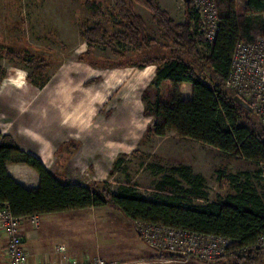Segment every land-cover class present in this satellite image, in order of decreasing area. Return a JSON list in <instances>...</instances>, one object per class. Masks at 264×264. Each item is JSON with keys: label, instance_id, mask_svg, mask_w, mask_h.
<instances>
[{"label": "trees", "instance_id": "trees-1", "mask_svg": "<svg viewBox=\"0 0 264 264\" xmlns=\"http://www.w3.org/2000/svg\"><path fill=\"white\" fill-rule=\"evenodd\" d=\"M133 1L149 10L161 28L167 43H159L144 29V22L134 12ZM185 17L174 22L155 0H114L112 13L118 19V31L108 33L99 21L81 23V36L87 50L79 60L97 66L92 47L100 44L114 48V43L131 46L129 62L107 61L102 67L136 63L139 67H156L154 88L164 85V95L154 102L146 101L145 113L153 116L145 136H165L175 132L180 137L209 145L225 155L238 156L257 165L264 164V124L260 116L239 105L235 91L225 86L231 68V56L239 42H252L264 36V0H246L237 12L234 0H216L219 29L212 43L198 34L199 19L189 1H183ZM94 8L93 3H88ZM96 18L98 12L95 13ZM205 46L207 53L198 49ZM10 50V51H9ZM11 60L21 52L8 48ZM26 66L36 76L46 68L44 57L23 53ZM209 77L204 82L203 74ZM30 75H28V78ZM191 85V97L183 98L182 83ZM43 86L44 82L36 83ZM124 162L119 157L114 169ZM9 163H22L33 168L40 177L39 187L26 189L7 172ZM154 174L163 173L155 184L152 198L141 195L129 182L116 191L108 182L87 185L58 181L34 155L19 148L13 137L0 132V203L15 217H30L70 210L110 206L120 211L131 223H159L205 234L221 235L232 240V247L246 249L264 235V189L258 190L248 174L229 175L233 191L211 201L205 190V178L188 165L173 166L164 173L161 165H148ZM260 177V168L258 170ZM178 177H177V176ZM264 181V180H262ZM194 200L202 201L195 203ZM159 257L173 255L160 251ZM264 264V251H240L236 256L218 258L213 263Z\"/></svg>", "mask_w": 264, "mask_h": 264}, {"label": "rangeland", "instance_id": "rangeland-1", "mask_svg": "<svg viewBox=\"0 0 264 264\" xmlns=\"http://www.w3.org/2000/svg\"><path fill=\"white\" fill-rule=\"evenodd\" d=\"M155 1L174 22L184 20V0ZM88 3H93L95 7L91 8ZM234 3L237 12L244 10L245 0H234ZM133 4L134 12L144 22L145 32L157 42L166 44L167 40L153 14L136 1ZM113 8L114 0H0V111H25L22 109L28 104H36L37 100L33 99L42 87L37 86V82L45 83L56 71L57 75L77 71L73 62L88 48L81 36V23L93 25L99 21L109 34L118 31V19L112 13ZM197 46L201 52L207 53L201 43ZM8 48L21 52L20 56L9 59ZM114 48L122 55L114 54L108 46L95 44L92 57L100 63L95 67H102L107 61L115 64L129 62L127 57L132 53L131 46L114 43ZM26 52L45 58L46 68L41 75L36 76L33 68L25 65L23 53ZM131 65L137 66L136 63H128L107 68L122 69ZM203 76L204 82H209V76L206 73ZM144 95L148 102H154L164 95V87L156 90L150 83ZM194 142L176 134L151 138L144 133L141 142L124 157L117 171L114 170L106 180L92 179L88 183L108 182L109 188L116 191L120 184L129 182L137 187L141 195L152 198L155 184L163 173L154 174L148 167L150 163L163 166L164 173H169L171 167L191 162L205 178V190L211 201L233 191L229 175L248 174L258 190L264 189V181L257 174L260 165ZM194 202L202 203L199 200ZM74 216L75 229L71 228V235L75 245L82 249V254H97L105 259H117L123 264H227L226 261L207 263L196 258L186 261L173 256L161 258L160 251L145 243L139 233V225H134L110 206L75 212Z\"/></svg>", "mask_w": 264, "mask_h": 264}, {"label": "crops", "instance_id": "crops-1", "mask_svg": "<svg viewBox=\"0 0 264 264\" xmlns=\"http://www.w3.org/2000/svg\"><path fill=\"white\" fill-rule=\"evenodd\" d=\"M75 60L77 71L52 74L39 88L33 99L37 100L35 105L27 103L28 107L22 109L25 111H0V132L11 135L21 150L36 156L58 181L87 185L92 179L106 180L117 171L115 160L126 158L136 149L152 124L153 116L144 113V94L155 78L156 67L150 64L116 69ZM161 87L164 85L157 89ZM190 95L191 85L182 83L181 96L188 99ZM171 134L176 133L151 138ZM183 164L202 175L193 163ZM6 170L24 188L39 187V174L30 166L9 163ZM91 209L38 215L37 226L30 217H23L20 234L28 250V264L58 259L54 249L60 245L81 256L82 249L71 235L74 213ZM6 245L0 231V264H8Z\"/></svg>", "mask_w": 264, "mask_h": 264}, {"label": "built area", "instance_id": "built-area-1", "mask_svg": "<svg viewBox=\"0 0 264 264\" xmlns=\"http://www.w3.org/2000/svg\"><path fill=\"white\" fill-rule=\"evenodd\" d=\"M191 9L198 16V34L212 43L219 29L216 0H189ZM231 56V68L225 86L234 90L260 116L264 124V36L252 42H239ZM260 177L264 180V164L260 165ZM31 223L38 225V215L30 216ZM22 217L13 216L4 203H0V231L4 234L8 264H28V250L20 234ZM145 243L158 250L173 255L180 261L189 258L203 262H213L218 258L234 257L240 251L259 249L264 251V235L248 248L232 247L230 238L192 232L159 223H138ZM58 259L37 264H123L117 259H105L99 255L76 256L68 252L64 245L56 246Z\"/></svg>", "mask_w": 264, "mask_h": 264}, {"label": "water", "instance_id": "water-1", "mask_svg": "<svg viewBox=\"0 0 264 264\" xmlns=\"http://www.w3.org/2000/svg\"><path fill=\"white\" fill-rule=\"evenodd\" d=\"M185 1H189V0H185ZM239 105H241L242 107H244L245 109L249 110V111H253L252 107L249 106V104L245 101L242 100V98L238 95H235L233 98Z\"/></svg>", "mask_w": 264, "mask_h": 264}]
</instances>
